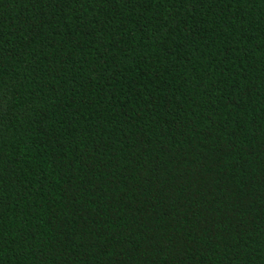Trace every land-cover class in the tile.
I'll use <instances>...</instances> for the list:
<instances>
[{
	"label": "trees",
	"instance_id": "trees-1",
	"mask_svg": "<svg viewBox=\"0 0 264 264\" xmlns=\"http://www.w3.org/2000/svg\"><path fill=\"white\" fill-rule=\"evenodd\" d=\"M0 264H264V0H0Z\"/></svg>",
	"mask_w": 264,
	"mask_h": 264
}]
</instances>
